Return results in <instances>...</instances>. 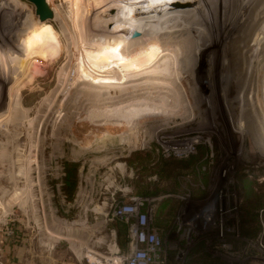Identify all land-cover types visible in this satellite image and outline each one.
Listing matches in <instances>:
<instances>
[{"label": "rangeland", "instance_id": "374dc122", "mask_svg": "<svg viewBox=\"0 0 264 264\" xmlns=\"http://www.w3.org/2000/svg\"><path fill=\"white\" fill-rule=\"evenodd\" d=\"M85 1L49 0L56 20L41 25L29 0H0V264L17 261L15 253L21 248L25 252L48 247L50 251L41 252L50 254L49 260H73L72 239L57 235L73 234L77 228L86 245L113 256L112 263L124 264L128 237L123 247L116 229V223L123 221L113 218L112 210L134 200L150 211L153 227L159 220L169 221L168 230L157 229L166 264H191L195 248L202 244L212 260L221 263L264 264V201L249 197L251 190L264 194V144L259 148L255 141V132H261L264 124V0H251V4L248 0L191 4L182 0L174 8L181 14L175 20H166L174 17L172 4L157 8L154 2L161 0H142L135 7L121 2L118 11H106L113 14L114 22L99 16L98 7H107H102L103 0ZM175 22L182 23L184 30L175 27L177 34L165 35L164 30ZM212 22L218 28L214 40H228L214 48L213 74L202 75L201 60L186 61L189 52L195 58L203 56L200 38L213 41V29L208 28ZM117 26L130 30L143 48L139 44V50L116 52L111 44ZM81 34L89 42L92 58L111 61L115 57V64L101 65L91 58L86 62L84 55L89 52L84 54L79 44ZM127 56L131 57L129 80L123 83L116 71L121 69L119 60ZM111 69L116 72L114 79L102 76ZM158 77H165L164 83ZM162 84L165 88L160 90ZM152 89L162 92L150 94ZM92 113L112 120L91 121ZM126 118L132 123L144 120V125L137 131L115 126ZM250 125L254 132L248 131ZM203 146L208 152L195 174L179 173L173 181L155 174L160 158L182 159ZM67 161L80 164L72 201L63 191ZM139 178L159 182L165 192L137 194L134 181ZM17 189L23 190L18 202L12 200ZM258 212L263 229L257 237L247 238L242 220H251L247 226L252 228V216ZM47 231L56 232L57 239L46 237ZM113 243L118 245L115 254ZM80 260L85 262L84 257Z\"/></svg>", "mask_w": 264, "mask_h": 264}, {"label": "bare ground", "instance_id": "6f19581e", "mask_svg": "<svg viewBox=\"0 0 264 264\" xmlns=\"http://www.w3.org/2000/svg\"><path fill=\"white\" fill-rule=\"evenodd\" d=\"M84 2H86L85 0H83ZM110 1V2H109ZM113 1V0H112ZM111 0H103V2H101V4H103V6L102 7H104V6H107V7H104V8H99L98 7V9H100V10H98V13L101 11V13H99L100 15L99 16H105L106 15V17L105 18H109L108 20L109 21H112V22H114V17H113V14H112V16L110 15V13H106V11H109L110 9H114V8H116V10L118 11V7L120 6V4H121V2H123V3H126L127 5H129V6H131V5H133V7H135L134 6V3H136V2H140V1H142V0H116L115 2H112ZM145 1H147V0H145ZM151 1V0H150ZM149 1V2H150ZM156 1V0H155ZM180 1L182 2V0H161V1H158L157 3L156 2H154L155 4H156V6H158L157 8H160V7H166V6H169V7H171L172 5H173V9L176 7V6H180L179 4H181L180 3ZM183 1H185V0H183ZM187 2H188V4L190 3H192L194 0H186ZM217 1H219V0H217ZM225 1H227V0H225ZM47 2L49 3V0H47ZM89 2H90V0H89ZM148 2V1H147ZM147 2H145V3H147ZM250 2H252L251 0L249 1L248 0V2L247 3H250ZM91 3V2H90ZM105 3V4H104ZM120 3V4H119ZM122 3V4H123ZM186 3V2H185ZM219 3V2H218ZM50 4V3H49ZM83 4V3H82ZM86 4V3H85ZM89 4V3H88ZM131 4V5H130ZM154 4V5H155ZM172 4V5H171ZM251 4V3H250ZM80 5H81V3H80ZM138 5V4H137ZM142 5V4H141ZM154 5H153V7H154ZM164 5V6H163ZM183 5V4H182ZM196 5V4H195ZM199 4H197V6H198ZM232 4H230V7H232L231 6ZM242 5H245V4H242ZM83 7V6H82ZM95 7V6H94ZM137 7H139V6H137ZM182 7V6H181ZM229 7V6H228ZM91 8V7H90ZM128 8V7H127ZM140 8V7H139ZM52 9V11H53V17L52 18H48V19H45V20H42V19H37V22L39 23V24H41V25H44V24H46V23H48V22H51V21H55L56 20V12H55V10H54V8H51ZM133 9V8H132ZM166 9V8H165ZM168 9H170V8H168ZM229 9V8H228ZM264 9V8H263ZM58 10V9H57ZM97 10V9H96ZM134 10H136V8H134ZM138 10H140V9H138ZM160 10V9H159ZM158 10V11H159ZM193 10V9H192ZM220 10H222V9H220ZM90 11H92V10H90ZM104 11V12H103ZM157 11V10H156ZM176 12V10L174 9L173 10V12ZM202 11V10H201ZM206 11V10H205ZM211 11V10H210ZM218 11V10H217ZM216 11V12H217ZM103 12V13H102ZM136 12H137V10H136ZM150 12V11H149ZM160 12V11H159ZM172 13V10H171V15H173L174 17L172 18V16H170V18H167L166 17V20H172V19H174L175 20V18H178L179 19V15H181V14H178V13ZM189 12V11H188ZM200 12V11H199ZM215 12V11H214ZM213 12V13H214ZM59 13V12H58ZM91 13V12H90ZM142 13H144V12H142ZM145 13H148V12H145ZM201 13H203V12H201ZM200 13V14H201ZM209 13V12H208ZM218 13V12H217ZM216 13V14H217ZM137 14H140L139 12L138 13H136V15ZM183 14V13H182ZM187 14V13H186ZM191 14V13H190ZM204 14V13H203ZM215 14V15H216ZM220 14V13H219ZM224 14H226V13H224ZM59 15V14H58ZM87 15V14H86ZM88 15H91V16H93L92 15V13L91 14H88ZM124 14H122V16H123ZM129 15V14H128ZM154 15V17H152V18H157V17H155L156 15L155 14H153ZM205 15H206V13H205ZM210 15V14H209ZM214 15V14H213ZM76 16V15H75ZM108 16V17H107ZM120 16V15H119ZM119 16H118V18H119ZM138 16V15H137ZM146 16H149V15H146ZM158 16H160V15H158ZM220 16V15H219ZM70 17V16H69ZM121 17V16H120ZM130 17V16H129ZM190 17V16H189ZM75 18V17H74ZM85 18V17H84ZM83 18V19H84ZM122 18V17H121ZM132 18V17H131ZM159 18V17H158ZM163 18V17H162ZM210 18V17H209ZM215 18H217V16L215 17ZM225 18V17H224ZM69 19H71V18H69ZM76 19H77V17H76ZM151 19V18H150ZM161 19V18H160ZM212 19V18H211ZM223 19V18H222ZM80 19L78 18V21H79ZM147 20V19H146ZM165 20V19H164ZM161 21V20H159L160 22H165V21ZM76 21V20H75ZM116 21V20H115ZM150 21V20H149ZM213 21V20H212ZM145 22V21H144ZM156 22V21H155ZM216 22V21H215ZM217 23V22H216ZM76 24V23H75ZM159 24V23H158ZM161 24H163V23H161ZM182 24V23H181ZM181 24L180 23H174V27H169V28H167V29H169V30H164V32H165V35L166 34H169V35H175V34H177V30H176V28L175 27H179V26H181ZM184 25V24H183ZM185 26V25H184ZM189 26V25H188ZM218 26V25H217ZM225 26V25H224ZM120 27H122L121 25H120ZM118 28V26L115 28L116 30H117V32H116V35L114 36L115 38L112 40V48H114V49H116V52L118 51V52H125V50H139V49H141V48H143L142 46H141V44H144V43H141L140 44V42H141V40H140V42H138V40H134V38H132L131 37V33H130V30H126V28ZM160 27V26H159ZM182 27L183 26H181V29H182ZM82 28V27H81ZM164 27H162V29H163ZM172 28H174V30H171ZM188 28V27H187ZM209 29L211 28V30H212V40L213 41H208V42H206V39H203L202 37L200 38L201 39V41L199 42V43H201V46H202V50H204V53H203V56H201L200 58H198V57H194V53L193 52H189V54H188V56H187V61H186V59H185V61H186V63L187 62H196V63H198L200 60L202 61V68H201V70H202V75H207V74H209V75H211V74H213V67H212V64L214 63V61L216 60V52H215V50H214V48L217 46V45H219V44H223V42H227V37H225V38H223L222 39V37L220 38V36H219V38L220 39H217L216 38V40H214V38L216 37L215 35H214V33H215V31L218 29L217 27H214V24H213V22L211 23V26L210 27H208ZM225 28V27H224ZM227 28V27H226ZM185 29H186V27H185ZM209 29H207V30H209ZM179 30H180V28H179ZM182 30H184V29H182ZM181 30V31H182ZM127 33H126V32ZM162 31V30H161ZM169 31V32H168ZM203 31V30H202ZM221 31V30H220ZM223 31V30H222ZM229 31V30H228ZM158 32H160V31H158ZM200 32V31H199ZM207 32V31H206ZM115 33V32H114ZM140 33V32H139ZM198 33V32H197ZM203 33V32H202ZM84 34V33H83ZM141 34V33H140ZM199 34H201V33H199ZM223 34V33H222ZM163 35V34H162ZM168 35V36H169ZM81 37H80V45H81V48L83 49V52H84V54H85V52H89V48H88V46H89V42L87 43L86 42V37L84 36V35H80ZM137 36V35H136ZM160 36V35H159ZM201 36V35H200ZM227 36V35H226ZM170 37V36H169ZM208 37V36H207ZM138 38V37H137ZM142 38V37H141ZM157 38V37H156ZM158 38H160V37H158ZM157 38V42H159L158 40H160V39H158ZM143 39H144V37H143ZM156 41V40H155ZM161 41V40H160ZM195 41V40H194ZM85 42V43H84ZM152 42V41H151ZM166 42H168V41H166ZM165 42V43H166ZM198 42V41H197ZM225 42V44H227ZM146 44L148 43L147 41L145 42ZM163 43V42H162ZM172 43H174V41L172 42ZM175 43H177V41L175 42ZM232 43V42H231ZM140 44V45H139ZM152 45H153V43H151ZM157 44H159V43H155V45H157ZM169 44H170V46H171V42H169ZM168 44V45H169ZM141 46V47H139V49H138V47L137 46ZM162 45V44H161ZM178 45V44H177ZM176 45V46H177ZM196 45H198V44H196ZM164 46H165V44H164ZM166 46H167V44H166ZM165 46V47H166ZM199 46H200V44H199ZM231 46H233V44H231ZM154 47V46H153ZM156 47H158V46H156ZM164 47V48H165ZM204 47H206V48H204ZM161 48L162 49H164L162 46H161ZM160 48V49H161ZM229 48V47H228ZM151 49V48H150ZM153 49V48H152ZM167 49V48H166ZM165 49V50H166ZM195 49V48H194ZM156 50V49H155ZM173 50H175V49H173ZM228 50V49H227ZM189 51H190V49H189ZM126 52H128V51H126ZM146 52H149V51H146ZM154 52V51H153ZM153 52H151V53H153ZM169 52H170V50H169ZM234 52V51H233ZM158 53H159V51H158ZM193 53V54H192ZM208 53V54H207ZM146 54V53H145ZM148 54V53H147ZM198 54V53H197ZM202 54V53H201ZM233 54V53H232ZM150 55V54H149ZM205 55V56H204ZM84 56H88L85 60H87L86 62H88L89 60H90V58H91V61L93 60V61H97V62H100V64H101V62H105V63H109V62H112V65H113V63L115 64V61L116 60H114L115 59V57L114 58H111V61L110 60H108V61H105V59L102 57V56H99L100 58L98 59V58H96V59H94V58H92L91 56V54H90V52H89V54L87 55H84ZM198 56V55H197ZM209 56V57H208ZM150 57V56H149ZM149 57H147V58H149ZM218 57V56H217ZM84 58V57H83ZM120 58H122V57H120ZM119 58V59H120ZM154 58H155V56H154ZM157 58V57H156ZM159 58V57H158ZM157 58V59H158ZM194 58L196 59V61H194ZM211 58V62L209 63V65H210V69L208 70V69H206L205 68V64H206V60L208 61L209 59ZM89 59V60H88ZM116 59H117V57H116ZM123 59H125V58H122V60ZM128 59H131V57L129 56H127V58H126V60H119L121 63L120 64H118L119 65V67H117V68H121L120 70H117L116 72H119L118 74L119 75H117V76H119V79L121 78V80H122V82L124 83V82H126L127 80H129V75L128 76H126V74L128 73L127 72V70H128V68H129V66H130V61H128ZM152 59V58H151ZM206 59V60H205ZM152 60H156V59H152ZM151 60V61H152ZM90 61V62H91ZM148 61V60H147ZM151 61H148V62H151ZM175 61V60H174ZM180 61V60H179ZM178 60H177V62H179ZM200 61V62H201ZM204 61V62H203ZM210 61V60H209ZM85 62V63H86ZM166 62V61H165ZM176 62V63H177ZM84 63V62H83ZM145 63H147V62H145ZM153 63V62H152ZM158 63V62H157ZM156 63V64H157ZM167 63V62H166ZM169 63V62H168ZM183 63V62H182ZM193 63V64H194ZM195 63V64H196ZM149 64H151V63H149ZM171 64H173V63H171ZM194 64V65H195ZM78 65V64H77ZM102 65V64H101ZM159 65H160V63H159ZM162 66H163V64H161ZM167 65V64H166ZM153 66V65H152ZM165 66V65H164ZM170 66V65H169ZM168 66V67H169ZM190 66V65H189ZM92 67H93V65H92ZM157 67V66H156ZM161 67V66H160ZM166 67V66H165ZM172 66H170V68H171ZM174 67V66H173ZM107 68V67H106ZM116 68V69H117ZM191 68V67H190ZM196 68V67H195ZM154 69H155V67H154ZM160 69V68H159ZM158 69V70H159ZM169 69V68H168ZM192 69V68H191ZM103 70V69H102ZM112 70L114 71L115 69H111V70H108V71H106V72H104V74L102 75V74H100V75H102V76H109L108 78H109V80H111L115 75H113V74H116V72H112ZM140 70V69H139ZM157 70V71H158ZM172 69H170V71H171ZM195 69H193V71H194ZM236 70V69H235ZM79 71V70H78ZM105 71V70H104ZM123 71V72H122ZM129 71V70H128ZM138 71V70H137ZM159 71H162V70H159ZM173 71V70H172ZM197 71V70H196ZM122 72V73H121ZM133 72V71H132ZM205 72V73H204ZM216 72V71H215ZM0 73H1V69H0ZM90 73V72H89ZM99 73V72H98ZM160 73H164V72H160ZM80 74V73H79ZM86 74H87V72H86ZM85 74V75H86ZM157 74V73H156ZM198 74V73H197ZM196 74V75H197ZM93 75V74H92ZM99 75V74H98ZM151 75V74H150ZM158 75V74H157ZM87 76V75H86ZM198 76V75H197ZM201 76V75H200ZM84 77V76H83ZM99 77V76H98ZM150 77V76H149ZM154 77V76H153ZM175 77V76H174ZM88 78V77H87ZM136 78V77H135ZM164 80L166 79L165 77H162ZM159 79V77L157 78V80H163V79ZM78 79V78H77ZM114 79V78H113ZM116 79V78H115ZM144 79V78H143ZM147 79H150V78H147ZM152 79V78H151ZM75 80V79H74ZM117 80V79H116ZM120 80V81H121ZM136 80V79H135ZM145 80V79H144ZM156 80V79H155ZM155 80H153V82L155 83L156 81ZM118 81V80H117ZM151 81V80H150ZM167 81V80H166ZM105 82V81H104ZM112 82V81H111ZM115 82V81H114ZM138 82V81H137ZM140 82H141V80H140ZM139 82V83H140ZM144 82V81H143ZM152 82V83H153ZM158 82V81H157ZM116 83V82H115ZM118 83V82H117ZM120 83V82H119ZM127 83V82H126ZM125 83V84H126ZM128 83H129V81H128ZM138 83V84H139ZM145 83V82H144ZM148 83H149V81H148ZM151 83V84H152ZM161 83V82H160ZM162 83H164L163 81H162ZM167 83V82H166ZM165 83V84H166ZM75 84V83H74ZM73 84V85H74ZM135 84H137V83H135ZM146 84V83H145ZM156 84V83H155ZM158 84V83H157ZM164 84V85H165ZM91 85V84H90ZM115 85V84H114ZM114 85H112V86H114ZM118 85V84H117ZM124 85V84H123ZM131 85V84H130ZM129 85V86H130ZM148 85V84H147ZM159 85V84H158ZM163 85V84H162ZM163 85V86H164ZM175 85V84H174ZM100 86L102 87V85L100 84ZM106 86V85H105ZM108 86V85H107ZM137 86H139V85H137ZM141 86H143V84H141ZM144 86H146V85H144ZM99 87V86H98ZM103 87H104V85H103ZM149 87V86H148ZM76 88V87H75ZM94 88V87H93ZM117 88V87H116ZM132 88V87H131ZM139 88V87H138ZM163 88H165V86L164 87H162V88H160V90H163ZM83 89V88H82ZM81 89V90H82ZM101 89H103V88H101ZM109 89H110V87H109ZM121 89V88H120ZM141 89V88H140ZM131 90V89H130ZM130 90H129V92H130ZM160 90H156V89H152V91L150 92V94H154V93H158V92H162V91H160ZM86 91V90H85ZM103 91V90H102ZM133 91V90H132ZM135 91V90H134ZM172 91V90H171ZM197 91V90H196ZM114 92H116V91H114ZM121 92H123V91H121ZM99 94V93H98ZM138 94V93H137ZM172 94V93H171ZM176 94V93H175ZM141 95V94H140ZM182 95V94H181ZM161 96V95H160ZM172 96V95H171ZM87 97V96H86ZM113 97V96H112ZM140 97V96H139ZM77 98V97H76ZM105 98H107V97H105ZM104 99V98H103ZM108 99V98H107ZM115 99V98H114ZM114 99H113V101H114ZM123 99V98H122ZM159 99V98H158ZM179 99V98H178ZM110 100V99H109ZM127 100V99H126ZM177 100V99H176ZM101 101H103V100H101ZM105 101V100H104ZM178 101V100H177ZM180 101H181V99H180ZM84 102V101H83ZM108 102V101H107ZM111 102H112V100H111ZM115 102V101H114ZM158 103V102H157ZM168 102H166V104H167ZM161 104V103H160ZM160 104H157L158 106L160 105ZM156 105V104H155ZM87 106V105H86ZM165 106V105H164ZM111 108V107H110ZM161 108V107H160ZM164 108V107H163ZM262 108V107H261ZM94 109H95V107H94ZM104 111V110H103ZM106 111V110H105ZM256 111V110H255ZM100 112V111H99ZM115 112V111H114ZM94 113H97V110H96V112L94 111ZM264 113V112H263ZM108 114V113H107ZM97 116H99V117H97ZM105 116H106V114H105ZM104 115H102V114H93L92 113V117H90V119H91V121H96V120H99L98 118H100V119H102V120H104L106 117H105ZM131 116V115H130ZM133 116V115H132ZM264 116V115H263ZM103 117H104V119H103ZM127 117V116H126ZM135 118H136V116H134ZM134 117H132V119L134 118ZM154 117V116H153ZM165 117V116H164ZM260 117V116H259ZM258 117V118H259ZM111 118V117H110ZM130 118V117H129ZM129 118H126V119H128V121L127 120H125V121H120V120H118V119H120V118H118L117 120L118 121H120V124L118 123L117 125H115V126H117L118 128L119 127H121V128H124L123 130L124 131H131V130H133V131H137L138 130V128H139V126L141 125V127H142V125H144V120L142 121L141 120V122H139V123H132L131 122V120H129ZM142 118V117H141ZM140 118V119H141ZM151 118V117H150ZM168 118L169 117H165L164 119H163V121L164 120H168ZM249 118V117H248ZM123 119V118H122ZM124 119H125V117H124ZM140 119H135V120H138V121H140ZM106 120H112V119H108V118H106ZM246 120V119H245ZM263 121H264V119H262ZM115 121H116V119H115ZM117 121V122H118ZM133 121H134V119H133ZM137 121V122H138ZM147 121V120H146ZM258 121V120H257ZM260 121V120H259ZM110 122V121H109ZM112 122V121H111ZM135 122V121H134ZM253 122V121H252ZM260 123H262V122H260ZM109 124V123H108ZM115 124V123H114ZM37 126V125H36ZM251 126V125H250ZM146 127V126H145ZM262 131L261 132H255V134H256V144H257V146L259 147V146H262L263 144H264V124L262 125ZM161 128V127H160ZM244 129V128H243ZM249 129V128H248ZM247 129V130H248ZM239 130H241V129H238V131L237 132H239ZM245 130H246V128H245ZM249 132H254L255 130H252V126H251V128L248 130ZM245 132V131H244ZM243 132V133H244ZM257 133H258V135H257ZM14 135V134H13ZM157 135V134H156ZM255 137V136H254ZM32 138V137H31ZM160 138V137H159ZM142 143V142H141ZM137 146V145H136ZM102 147V146H101ZM100 147V148H101ZM260 148V147H259ZM9 155V154H8ZM18 165H20V164H18ZM21 166V165H20ZM22 167V166H21ZM27 171V170H26ZM26 174V173H25ZM21 191L22 192H20V190H16V192H15V194L13 195V199L12 200H14V201H16V202H18L20 199H22V197H23V190L21 189ZM8 209H5V211H7ZM4 211V212H5ZM67 235V234H66ZM59 237V236H58Z\"/></svg>", "mask_w": 264, "mask_h": 264}, {"label": "trees", "instance_id": "16d2710c", "mask_svg": "<svg viewBox=\"0 0 264 264\" xmlns=\"http://www.w3.org/2000/svg\"><path fill=\"white\" fill-rule=\"evenodd\" d=\"M49 39H52L50 36ZM208 150L206 147L203 146V148L199 149V152L196 154H189L187 157L182 159H166V158H160L158 165V170L155 172V174L159 177L160 180H166V181H173L179 173H193L197 171V168L207 154ZM65 170H64V176H63V191L66 194L69 201H72L78 184H79V167L80 164L78 162H72L67 161L65 162ZM146 178H139L134 181V183H137L135 186V192L142 196H149V195H155L159 194L161 192H165V190L160 189L157 185L159 182L156 181H150L145 182ZM249 194L250 196H253V198L258 199L260 202L264 201V194H258L255 195L253 190ZM248 197V198H249ZM252 203V202H251ZM249 213H247L248 215ZM262 214L258 212V214L253 215V220L255 222V226L250 228L247 226L248 224H251V220L244 219L242 220V234L247 238H254L257 237L262 229H263V223L261 220ZM251 217V216H247ZM162 219V218H161ZM169 221H163L159 220L156 223V226L158 230L166 231L168 230V224ZM116 229L118 232L119 240L121 241V245L123 247L126 246L127 243V237H128V225L127 223L123 222H117L116 223ZM191 264H228L227 262L221 263L219 260H212L211 255L205 251L204 245L202 244L201 247H196L194 251V255L192 257Z\"/></svg>", "mask_w": 264, "mask_h": 264}, {"label": "built area", "instance_id": "2783aa9c", "mask_svg": "<svg viewBox=\"0 0 264 264\" xmlns=\"http://www.w3.org/2000/svg\"><path fill=\"white\" fill-rule=\"evenodd\" d=\"M143 204L139 200L123 202L112 210L113 218L128 225L129 249L124 264H166L163 239L152 226L150 211L143 209Z\"/></svg>", "mask_w": 264, "mask_h": 264}, {"label": "crops", "instance_id": "0c3cea01", "mask_svg": "<svg viewBox=\"0 0 264 264\" xmlns=\"http://www.w3.org/2000/svg\"><path fill=\"white\" fill-rule=\"evenodd\" d=\"M74 231V230H73ZM48 233V234H47ZM46 237H50L51 240L55 241V234L56 232L54 231H47L44 233ZM53 234V236H51ZM67 234V235H66ZM59 236V237H58ZM57 237L60 238H69L72 239L73 241V255H75V259L73 260H68V259H57V257L51 258L49 260L48 257H50V254H47V252H41V251H50L51 249L46 247L44 249H39L37 248H30V249H25V252L22 251V248L19 249L17 254L15 253L16 257H18V260H14L13 264H103L105 261L107 264H114L111 262L113 259V256H107V255H102L101 253L95 251L88 245H86V241L84 242L83 238V232L81 229L77 228L75 229V233L72 234V232L68 231L67 233L65 232L62 234H58ZM111 250L114 252V254L118 250V245L113 243L111 245ZM112 254V255H114ZM87 256H90L87 257ZM85 258V262L81 261V258Z\"/></svg>", "mask_w": 264, "mask_h": 264}, {"label": "water", "instance_id": "95a60500", "mask_svg": "<svg viewBox=\"0 0 264 264\" xmlns=\"http://www.w3.org/2000/svg\"><path fill=\"white\" fill-rule=\"evenodd\" d=\"M36 7V13L40 19L45 20L53 17V11L47 0H29Z\"/></svg>", "mask_w": 264, "mask_h": 264}]
</instances>
